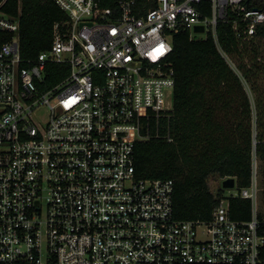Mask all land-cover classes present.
Masks as SVG:
<instances>
[{"label":"built area","instance_id":"built-area-1","mask_svg":"<svg viewBox=\"0 0 264 264\" xmlns=\"http://www.w3.org/2000/svg\"><path fill=\"white\" fill-rule=\"evenodd\" d=\"M0 4V264H264L257 156L251 184L223 190L208 220L178 219L174 180L140 178L136 145L173 109V36L219 23L251 39L246 0H53L51 46L25 62L20 16ZM206 2L205 5L203 3ZM201 25L203 31H196ZM50 63L65 65L54 84ZM51 71V70H50ZM171 140V139H170ZM252 202L248 220L230 199Z\"/></svg>","mask_w":264,"mask_h":264},{"label":"trees","instance_id":"trees-1","mask_svg":"<svg viewBox=\"0 0 264 264\" xmlns=\"http://www.w3.org/2000/svg\"><path fill=\"white\" fill-rule=\"evenodd\" d=\"M245 3L264 10V0ZM1 8L20 16L25 62L51 46L56 22L69 19L53 0H6ZM217 33L222 49L238 57L241 75L221 54L212 34L196 39L190 31L176 33L169 57L176 74L171 116L161 122L159 136L136 145L138 177L174 180L178 219L211 218L223 192L222 187L213 192L212 178L232 176L239 188L249 186L254 154L264 176V26L251 39L238 38L231 23H219ZM61 67L65 65L49 64L48 84L62 79ZM246 84L254 94L255 110ZM230 209L236 219L252 216L250 199L233 197Z\"/></svg>","mask_w":264,"mask_h":264},{"label":"rangeland","instance_id":"rangeland-1","mask_svg":"<svg viewBox=\"0 0 264 264\" xmlns=\"http://www.w3.org/2000/svg\"><path fill=\"white\" fill-rule=\"evenodd\" d=\"M227 61L229 62L230 66L237 72L241 75V72L240 70L238 69V65H239V59L238 57H232V56H228L226 57ZM245 62H248L247 59H245ZM262 80V79H261ZM260 82V81H259ZM260 83H263V81H261ZM264 87V85H263ZM246 89L248 90V93L252 99V102H253V107H254V110H255V105H254V94L252 92V90L250 89V86L248 84H246ZM257 162H258V168H259V182H260V186H261V190H260V197H259V201H258V206H257V214L259 216V219L264 221V176H263V173H262V167H261V161L259 158H257ZM209 184H210V187L211 189L213 190V192H217V190L222 187L221 185V182H220V179H210L209 180ZM238 189V187H234L233 189H231V192H235V190ZM227 193H231L229 192L228 189L226 190H223Z\"/></svg>","mask_w":264,"mask_h":264},{"label":"water","instance_id":"water-1","mask_svg":"<svg viewBox=\"0 0 264 264\" xmlns=\"http://www.w3.org/2000/svg\"><path fill=\"white\" fill-rule=\"evenodd\" d=\"M195 30H196V31H203V30H204V27L201 26V25H197V26L195 27ZM222 185H223V187H225V188H232V187H234V186H235V178L232 177V176H230V177L224 179V180L222 181Z\"/></svg>","mask_w":264,"mask_h":264}]
</instances>
